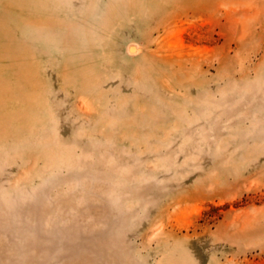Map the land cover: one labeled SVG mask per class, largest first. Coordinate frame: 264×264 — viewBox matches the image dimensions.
Wrapping results in <instances>:
<instances>
[{"label": "rangeland", "instance_id": "1", "mask_svg": "<svg viewBox=\"0 0 264 264\" xmlns=\"http://www.w3.org/2000/svg\"><path fill=\"white\" fill-rule=\"evenodd\" d=\"M0 264H264V0H0Z\"/></svg>", "mask_w": 264, "mask_h": 264}]
</instances>
